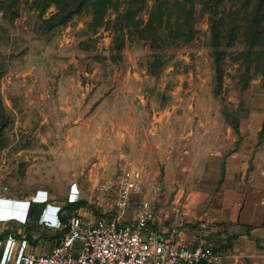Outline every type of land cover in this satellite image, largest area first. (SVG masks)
<instances>
[{"label":"rangeland","instance_id":"obj_1","mask_svg":"<svg viewBox=\"0 0 264 264\" xmlns=\"http://www.w3.org/2000/svg\"><path fill=\"white\" fill-rule=\"evenodd\" d=\"M93 1L67 24L48 31L47 19L57 10L52 4L45 8L47 0H0V199L28 205L17 226L35 248L41 239L56 244L53 236L41 231L40 214L49 207L68 205L76 185L87 186L94 162L87 149L75 161L72 151L63 148L71 135L67 131L78 124L73 117H80L82 126L88 124L98 85L129 72L141 79L139 94L148 109L189 111L187 131L193 136L199 133L192 137V150L185 159L193 173L167 181L161 170L159 179L145 187L148 192L143 191L154 202L163 225L187 228L199 236L200 225L208 221L204 214L211 212L208 204L216 206L210 195L222 178L223 162L233 150L246 164V173L264 174V53L260 66L248 64L240 54L246 38L243 12L252 9L254 0L220 4L219 0H111L100 27L92 24ZM126 9L134 20L124 18L121 32L114 31V19ZM212 10L217 18H227L230 26L239 28L232 38L225 32L221 41L225 56L217 94L210 47ZM148 22L160 48H150L137 36ZM117 33L123 40L120 53L113 51ZM73 84L78 85L75 91L70 90ZM217 126L221 127L217 130ZM217 131L224 148L219 157L216 148H207L200 140ZM75 162L77 168L72 167ZM87 194L81 193L80 202ZM39 205L43 207L33 214V206ZM22 210L9 203L0 209L14 219ZM211 223L213 239L228 237L222 234L225 224ZM46 248L37 252H49L53 246ZM5 258H11L9 251Z\"/></svg>","mask_w":264,"mask_h":264},{"label":"crops","instance_id":"obj_2","mask_svg":"<svg viewBox=\"0 0 264 264\" xmlns=\"http://www.w3.org/2000/svg\"><path fill=\"white\" fill-rule=\"evenodd\" d=\"M141 82L137 77H130L129 72L121 79L105 80L93 92L95 108L88 117V124L82 126L80 117H73L78 124H73L71 130L67 131L71 135L63 143V148L72 151L75 161L80 151L87 149L90 160L94 161L90 163L87 186L76 185V192H73L80 202L83 198L81 193L87 191L80 214L90 221L114 208L116 192L112 188L105 191V186L111 187L128 168L141 172L145 193L148 192L145 189L159 179L161 170L167 181L193 173L192 165L186 164L185 159L192 150V137L199 133L193 136L187 131L191 124L189 111L155 112L148 109L139 94ZM134 83L136 87H133ZM75 86L78 87L71 85L70 90L75 91ZM71 103L75 106L74 98ZM200 140L201 143L206 142L207 148H216L217 157L219 154L222 156L224 148L220 147L223 140L220 132L204 135ZM78 165L75 162L72 167L77 168ZM246 167L235 150L223 162L222 178L210 195L216 200V206L209 203L211 212L204 214L209 221L204 233L199 232L198 236L187 228L166 227L157 215L156 228L188 248H194L199 243L211 245L217 255L216 264H264V174L246 173ZM150 200L155 211L154 202ZM6 203L24 207L23 212L28 208L23 202L0 199V209ZM50 208V211L54 210ZM22 215L14 219L9 213L0 211V231L6 222H18V219L24 218ZM130 218L129 212L124 221ZM211 222L225 224L222 234H228V237L213 239L209 230ZM40 228L47 236L55 233L44 226ZM37 244L39 246L36 248L31 244L36 253L39 247L47 249L46 245L54 246L55 242L51 244L41 239ZM2 257L5 260V251Z\"/></svg>","mask_w":264,"mask_h":264},{"label":"built area","instance_id":"obj_3","mask_svg":"<svg viewBox=\"0 0 264 264\" xmlns=\"http://www.w3.org/2000/svg\"><path fill=\"white\" fill-rule=\"evenodd\" d=\"M111 188L116 192L114 208L93 221L80 214L82 208L65 220L60 207L43 210H48L50 219L58 216L52 230L63 232L49 252H34L23 228L17 226L22 223L6 222L0 231V264H216L217 255L211 245L199 243L188 248L156 228V213L144 195L139 170L126 169L105 191ZM78 201L71 191L68 204ZM129 212L130 220L124 221ZM200 228L204 233L207 225ZM4 251L5 257L9 251L11 258L2 260Z\"/></svg>","mask_w":264,"mask_h":264},{"label":"trees","instance_id":"obj_4","mask_svg":"<svg viewBox=\"0 0 264 264\" xmlns=\"http://www.w3.org/2000/svg\"><path fill=\"white\" fill-rule=\"evenodd\" d=\"M90 0H47L46 7H49L51 4L56 7L57 13L52 14L46 22L47 30H51L53 28L63 26L67 24L74 16L78 15L84 6ZM247 0H245L246 2ZM131 3V0L129 1ZM227 0H219L220 3H225ZM242 2V0H241ZM111 6V0H94L93 1V20L92 24L95 27H100L103 23V19L105 16L106 11ZM218 6H216L217 10ZM246 14L244 18L245 26H246V38H245V49L240 53L241 58L248 64H256L260 66V58L261 54L264 53V0H254V6L252 9L247 13L246 11L243 12ZM134 14L129 13V9L121 14L119 13L112 23V29L114 31L122 30L121 21L124 18L132 21L134 20ZM227 18H217V12L215 10L210 11V47L212 50V57L213 62L215 65V72H216V94L221 87L222 84V70H221V62L225 56V53L222 50V43L221 41L225 37L224 33L226 32L230 38L234 37V33L239 29L236 27L234 29L233 24L227 23ZM187 22V19H186ZM138 24V22H136ZM236 26V25H235ZM136 27V26H135ZM139 28L138 26L136 27ZM151 23L148 22L144 25L142 29L137 31V36L140 39L145 40L149 43L150 48H160L157 45V38L155 37L154 33L152 32ZM187 29L192 31L190 26ZM177 30H181V27H177ZM188 33V34H189ZM116 34L113 44V51L116 53H120L123 48V40L122 37ZM181 36V35H180ZM178 38V37H177ZM191 37L187 38L190 40ZM85 203L78 202L74 204L66 205L62 210L66 212V216H64L63 220L69 217L74 211L81 208ZM43 205H39L38 207L33 206L32 211L33 214H38V210L42 208ZM63 236V232H55L53 237L56 240V244L59 242L61 237ZM52 237V238H53ZM30 244L31 238L27 237Z\"/></svg>","mask_w":264,"mask_h":264},{"label":"clouds","instance_id":"obj_5","mask_svg":"<svg viewBox=\"0 0 264 264\" xmlns=\"http://www.w3.org/2000/svg\"><path fill=\"white\" fill-rule=\"evenodd\" d=\"M47 211L48 210H46V212H44V213L42 212L40 214L39 221L41 223H43L46 228L54 229V228H56V225L58 223V216H56V218H54L53 220H51L50 217H49V215H48V212Z\"/></svg>","mask_w":264,"mask_h":264},{"label":"bare ground","instance_id":"obj_6","mask_svg":"<svg viewBox=\"0 0 264 264\" xmlns=\"http://www.w3.org/2000/svg\"><path fill=\"white\" fill-rule=\"evenodd\" d=\"M20 208H22L23 210H24V207H22V206H19ZM51 209V208H50ZM25 212V211H24ZM23 211L22 212H19V211H17L16 212V214H18L17 216L19 217L21 214H23L24 213ZM26 214V213H25ZM25 217V216H24ZM12 218H13V216H12ZM5 220V219H4Z\"/></svg>","mask_w":264,"mask_h":264}]
</instances>
